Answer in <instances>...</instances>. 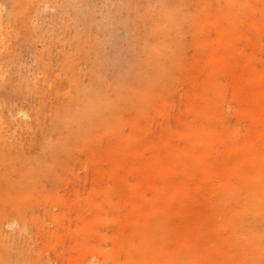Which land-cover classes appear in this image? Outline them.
<instances>
[{
	"label": "rangeland",
	"instance_id": "obj_1",
	"mask_svg": "<svg viewBox=\"0 0 264 264\" xmlns=\"http://www.w3.org/2000/svg\"><path fill=\"white\" fill-rule=\"evenodd\" d=\"M17 3L0 0V58L9 60L0 82L13 74L10 86L25 95L11 111L0 104V144L33 138L42 112L47 126L39 150L15 159L24 177L0 165V264H135L149 245L175 247L162 230L143 241L167 195L161 167H152L156 156L171 187H185L183 218L174 225L213 211L222 215L215 221L227 251L259 254L253 243H264V223L263 237L246 243L248 199L228 200L245 179L226 165L248 182L261 180L264 190V164L249 147L264 131L251 110L255 92L264 93V0H43L24 19L15 17ZM160 6L184 14L172 35L154 34L148 17ZM68 20L80 50L54 45ZM157 45L165 67L147 80L146 56ZM66 56L83 75L70 110L58 100L74 74ZM98 95L111 119L85 124L82 116L98 117L80 112L83 98ZM206 133L211 140L200 138ZM198 179L199 206L192 201Z\"/></svg>",
	"mask_w": 264,
	"mask_h": 264
},
{
	"label": "bare ground",
	"instance_id": "obj_2",
	"mask_svg": "<svg viewBox=\"0 0 264 264\" xmlns=\"http://www.w3.org/2000/svg\"><path fill=\"white\" fill-rule=\"evenodd\" d=\"M43 0H18L17 9H16V18L24 19L27 15H30L33 12H36L40 7V4ZM167 1V0H166ZM27 14V15H26ZM184 17L183 15H176L170 12L165 6H160L158 10H155L150 13L148 19L154 23V34L159 35L163 33V35L173 34L174 29L178 26L180 20ZM71 23L72 20H68L65 25H67V29H65V33L58 32L56 33V37L54 45L57 48H68L70 46H77L76 49L80 50L78 44L74 43V38L71 35ZM38 26V25H37ZM160 30H158V29ZM63 35L62 38L60 36ZM18 36V31H17ZM60 38V39H59ZM64 42V44H63ZM164 47L169 48V45H165ZM163 52L162 45H157L153 47L150 52L147 53L148 62H150L149 68V77L147 80L152 79V77L158 74L161 68L165 67L164 60L161 58V54ZM66 61L64 62V67L70 68L73 70L74 74L70 81L64 82L67 85V89L64 90V93H60L58 96V100L62 102L63 108L71 109L73 106V98L74 94L71 93L72 90H76L77 85H81L83 80V75L80 72H77V66L75 59L70 56H66ZM9 60H5V58H0V74L5 69V63H8ZM10 66L12 69L19 67L15 62H10ZM23 70L24 67H23ZM22 70V71H23ZM48 73L51 76L55 75L54 69H48ZM242 73V72H241ZM238 73L237 75H239ZM244 75V74H240ZM253 76H256L254 74ZM264 76L261 75L260 77ZM14 75L8 76V79L4 81V83L0 82V104L6 111H11L12 102L15 97L22 98L24 92L19 88H12L10 83L13 79ZM90 77V76H89ZM88 77V78H89ZM91 79V78H90ZM34 92L35 90H31ZM38 91V90H36ZM264 92V91H263ZM139 98V94H137ZM83 106L86 109L80 110L81 113H85L87 110L95 111L98 118L91 117V115L86 114L81 117V121H84L85 124H89V121L92 120L94 125H99L105 123V119H111L110 115H105L103 111V102L98 95V98L92 99L90 96L83 98ZM251 110L255 113L258 124L264 125V117L262 116V112L264 111V93L255 92L254 99L251 101ZM51 113L55 115L53 110ZM57 119L56 116H53ZM40 123L37 126L36 134L33 138L27 140L22 139L19 143L9 144L8 141H4L0 144V165H11L13 168L15 167L14 175H17V172L22 173L23 177L26 175V171L22 168L20 169L19 165L21 163L17 162L15 159L21 156L22 153H31L34 154L40 148L41 138L45 132V128L47 126V118L46 113L42 112L40 114ZM44 118L46 120L44 121ZM94 118V119H91ZM60 116L58 117V120ZM72 120V119H71ZM69 123L71 121L68 119ZM73 122V121H72ZM76 123V122H75ZM255 139L251 143V150L253 152V157L256 162H263L264 164V131L256 132L254 134ZM202 139L211 140L212 136L207 133L202 134L200 136ZM27 140V141H26ZM247 152V149H243L242 153ZM154 163L152 167L160 166V174L164 178L166 186L162 191H164L167 195L163 204L158 205V209L156 211L159 223L154 226H150V224L145 227H149L143 231V241L147 244L148 237L151 239L154 238L158 231L162 230L165 233L166 239L175 240V247L169 249H163L161 247H155L154 245H149L150 252L148 254L145 252L143 259L141 261L136 260L135 264H263L264 263V243L254 242V246L259 250V254H247V253H239V252H229L226 250L225 246L228 245L229 239H227L224 235L220 233V227L222 223L220 221H215V217L222 218V215H216L215 212L211 211L207 220L204 219L203 215L198 211L192 214V221L188 222L185 225L182 223L179 225H174L172 222L175 220H180L183 218L182 206L183 201L185 199V187L184 185L178 184L175 187H171L169 183V170L166 168L167 164L163 163V160L160 156H156L154 159ZM165 165V166H164ZM226 165L227 171L234 172L236 177L239 180L245 179L243 184H240L241 188H232L229 192L228 200H239L244 193L248 199L247 206L243 209L242 213L246 214L247 217H251L250 220H245V228L248 230V235L245 236L244 241L246 243H250L251 237L260 239L263 237L262 229L264 223V190L261 180H254L248 182L247 176L241 174L237 168V166ZM246 164H241L239 169H243ZM149 172V170H147ZM150 174V173H147ZM19 181L20 175H18ZM209 173L206 174L205 180H208ZM246 177V178H245ZM22 182V181H21ZM203 180H199L194 188V193L192 196V201L194 204L199 206L200 200L197 196L198 190L202 187ZM26 185V183H25ZM23 187L21 183H19L18 192ZM244 190V192H243ZM211 201L213 202L214 197L216 196V192L214 190H210ZM227 195V194H226ZM11 197V196H10ZM178 200V208L174 209L173 202L176 199ZM5 198H8L5 195ZM15 201V199L11 200ZM164 223V224H161ZM251 236V237H250ZM240 246L239 244L237 245ZM143 251V248L139 249Z\"/></svg>",
	"mask_w": 264,
	"mask_h": 264
}]
</instances>
